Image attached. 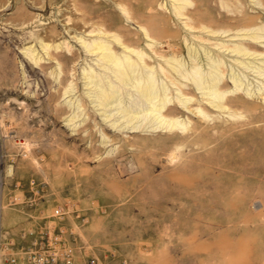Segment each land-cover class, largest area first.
<instances>
[{"label":"rangeland","instance_id":"1","mask_svg":"<svg viewBox=\"0 0 264 264\" xmlns=\"http://www.w3.org/2000/svg\"><path fill=\"white\" fill-rule=\"evenodd\" d=\"M10 1L0 11L1 242L43 228L74 264H264V79L242 70L252 96L240 93L229 112L208 106L212 118L172 102L191 122L184 132L113 128L104 117L119 106H97L84 68L106 82L104 71L79 40L108 29L140 40L155 64L141 24L159 28L170 53L169 41L184 40L172 1ZM198 1L204 22L230 34L264 27V0ZM47 42L63 48L49 56ZM115 82L124 103L141 107L135 88ZM210 246L238 258L212 262Z\"/></svg>","mask_w":264,"mask_h":264},{"label":"bare ground","instance_id":"2","mask_svg":"<svg viewBox=\"0 0 264 264\" xmlns=\"http://www.w3.org/2000/svg\"><path fill=\"white\" fill-rule=\"evenodd\" d=\"M7 1L1 0L0 11L10 6L5 7ZM171 1L174 14L183 21L184 40L179 44L169 41L172 48L170 53L161 50L162 44L159 37H165L163 32L159 28H156L157 32H155L149 25L141 24L144 35L148 39L147 45L150 51L158 57L155 64L150 63L152 56L147 51L134 46L133 43H139L140 40L126 39L123 35L108 29L98 27L95 29L96 38L89 41L82 38L79 40L86 53L96 55V66L104 71L106 82L101 78L102 74L99 71L91 67L90 70L84 68L85 78L88 79L86 84H93L91 88L96 87L94 89L96 91L90 92L94 93L97 106L103 107L101 109L119 106L115 107L118 109L116 113H104L106 114L104 120L110 123V127L142 128V130L145 128L172 130L179 127V131L184 132L191 122L187 120L189 118H181V107L174 106L172 102L183 105L182 109L186 106L189 112L199 115L202 119H208L211 116L207 111L208 106L216 108L221 113L229 112L233 101L241 102L240 93L252 96V90L247 88L242 78V70H248L264 79V27L250 29L244 34L239 32L230 34L228 29L216 28L204 22L206 14L201 8V1ZM9 2L11 3L10 0ZM40 2L44 4L46 1L40 0ZM32 3L39 4L38 0H33ZM167 29L164 27L163 31ZM99 35L105 37H99ZM65 46V52L70 54L73 50ZM62 48L63 43L42 44V50L49 56ZM120 48L121 52H119ZM26 50L27 55L37 63L39 59L37 55H34L35 49L28 47ZM184 52L187 53V59L183 56ZM258 56H261L260 60H262L260 65L255 64ZM111 74L116 78L117 83L135 88L141 107L139 105L135 108L124 103L120 97L123 93L122 89L118 87L116 80L112 81ZM229 82L232 83L231 87L228 86ZM194 89L200 91L201 99H198ZM174 91L178 95L170 97L169 95ZM133 102L135 103V100ZM190 102L193 103L192 106H188ZM135 104L138 105V103ZM117 113L119 116L114 122L109 120ZM118 121L122 122L117 124ZM2 208L3 206L1 211ZM203 251L210 256L212 262L230 263L238 258L236 256L233 259H227L222 253L220 258L212 256V246ZM243 253L248 256V250Z\"/></svg>","mask_w":264,"mask_h":264},{"label":"built area","instance_id":"3","mask_svg":"<svg viewBox=\"0 0 264 264\" xmlns=\"http://www.w3.org/2000/svg\"><path fill=\"white\" fill-rule=\"evenodd\" d=\"M2 181L0 180V203ZM62 207L54 215H63ZM8 251V252H7ZM0 264H74L73 253L66 247H58L54 237L46 229L31 230L20 234L18 241L1 242L0 204Z\"/></svg>","mask_w":264,"mask_h":264}]
</instances>
